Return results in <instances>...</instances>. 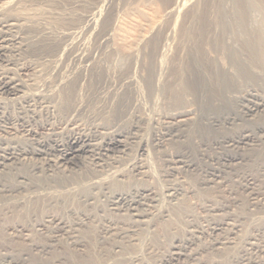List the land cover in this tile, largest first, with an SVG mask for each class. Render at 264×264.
<instances>
[{"label":"rangeland","instance_id":"374dc122","mask_svg":"<svg viewBox=\"0 0 264 264\" xmlns=\"http://www.w3.org/2000/svg\"><path fill=\"white\" fill-rule=\"evenodd\" d=\"M44 1L17 0L14 11L16 13L20 11L18 14L27 16L29 18L28 20L31 19L35 21V23L38 20L36 24H39V27L41 25V28H52V26H55L61 29L60 26L64 25L61 31L65 36L63 35L58 41L59 45L56 43L46 44L47 42H40L39 40L38 42L36 40L33 41L32 39H35L33 35L34 37L36 36L35 30L32 31V29L26 26L29 24L25 22L26 20H23V22L21 21L24 25L22 29L19 30L23 40L21 49L16 52L13 48H9L0 59V66L2 67H0V72H9L10 75L12 74L11 76L20 84L22 90L16 97L0 93V105L3 106L0 107V114L3 113L2 116L0 115V145H3V147H10L12 144L13 147H19L32 143L36 146V141L38 139L39 141L51 142L50 144H52L53 141L62 143L63 146L57 147L56 151H52V153H50L51 155L48 156L52 159L58 156L59 149L63 151V149L67 147L65 146L67 145V136L70 134V136L85 134L90 138L95 137L93 139L96 140L97 138L96 141H99L102 137L109 136V134L111 135L115 132L124 133L127 135L123 134V136H125L124 139L127 140L126 150L123 154L116 155H120L117 166L123 169L125 179L128 177L126 181L133 186L143 185L147 187L152 195L159 199V206L157 207H159L160 210H166L169 214L171 211L174 213V211L177 212L178 210L182 214L180 218L183 221L179 218L176 219V217L174 219L172 213L167 216H160V218L157 217L156 207L151 208V218H149V214L148 222L146 223L134 222L128 217L126 211L123 212L122 210L114 213L115 210H111L110 208L108 210L106 206H103L104 208H102V206L98 208L79 206V209L76 207L81 214L79 212L75 214L72 208L67 207L68 209L66 212L59 213L57 211L58 205L56 206L54 205L55 203H53L54 200L45 197L50 195L46 190H43L42 193L40 191V194H32V192H30L31 190L29 192H15V198L20 199L18 202L7 200V203L3 200L4 198L0 200V264H70L72 263L70 262L71 260L68 261L66 257H69L72 253L75 256V254L83 250L89 251L91 247L94 248L97 254L104 249L111 250L109 254L103 256L104 262L102 261V264H162L170 253L175 251V249L172 248L173 245L180 243L183 237H189L192 234L195 236L194 239L197 247L196 249L195 244L191 246L192 251L195 252V257L191 256V258L187 256L184 259L181 258L173 261L171 264H208L209 261L210 264L211 262L212 264H217L216 262L214 263V261L218 259L225 260L222 264H248L246 260L237 259L236 256L237 253L242 254L238 252V250H246L245 252H247V250L251 251L249 249L250 243L253 242L254 246L257 245L261 249L256 246V249L254 248L255 250L252 251L251 255L255 254L252 258L255 260L258 257L259 261L264 262V210H262L264 208V203L262 204V202H264V146L258 145L257 148H254L255 150H244L245 155L248 157L245 159L248 160L237 167L238 171L231 173H227V171L221 172L219 178L213 181V183H209V185L201 183V178L206 179L207 174L201 171L199 172V170L186 172L183 169H177L174 168L175 166H171L173 165V156L176 155V153H184L188 155V158L195 161L197 160L199 163L201 162L202 168L207 165L213 166L215 164L214 166H216L215 156L225 152L219 145L213 143L216 137L220 138L224 135H233L241 131V129L258 132V126L259 128L264 126L263 112H255L252 115H246L243 110L244 104L247 103L248 105V101L250 98L252 99V94L264 97V77L260 79L262 82L260 80L248 83L238 81L240 84L229 90H225L221 85L220 78H217L218 75L221 76L225 69L229 72L233 71L231 70L232 65H230V58L226 55L225 51L228 47L234 48L240 43L235 31L236 21L232 8L233 0H100L101 2L99 1V3H97L98 0H55L53 3H49L46 0ZM205 1L208 6L207 24L206 27L203 28L201 35L199 34V29L201 28L199 25L202 20L200 21L198 16L203 9ZM54 3H58L56 4L57 6H55ZM46 4H49L50 8L48 6L46 7ZM40 8L41 10H39ZM45 8L46 10H44ZM40 11L43 14L40 13ZM194 11H196V15H194ZM52 12L55 13H53V17L50 16ZM154 14L155 17H153ZM62 17L63 20L61 19ZM147 18H156L159 20H156V25L149 26L146 21ZM261 18L262 15L260 11L253 10L252 13H250L249 26L252 30L260 26ZM40 19L43 21L39 22L41 21ZM63 21L65 24H63ZM66 22H68V24ZM63 27H68V29L66 30L64 28V32ZM28 31L31 33L33 32V35ZM129 43L133 45L129 47V45H131ZM203 47L205 51L204 54L207 56L208 61H210L209 67H207L205 72L204 92L202 95H199V93L189 89L190 92H182L180 98L177 99L173 91L169 89V84L172 83L171 85H173L174 88H179L176 82L178 66L187 63L194 55L199 56L201 53L200 49ZM168 79L171 80L169 81ZM209 92L215 98L220 97L225 103V107L221 108L215 99L209 96ZM65 96L69 97L70 105H68V108L72 109V111L68 108H66L67 110L63 109V106L66 105ZM6 97L8 98L6 99ZM29 98H31V100H29ZM21 102L24 104L23 106L22 104L20 105ZM26 106L27 109L24 108ZM44 106H48V110ZM186 110L191 112L188 116L184 117L188 119L187 122L189 123L180 128L176 137H171L173 132L171 135L169 134L170 129L167 126V122L170 121L171 116L175 117V121L179 120L180 118L177 115ZM208 110L216 113L215 116L219 118H217L219 121L215 123H212L210 120L207 121L203 113ZM13 117L14 119H11ZM21 117L23 120H21ZM1 118L5 120L3 121ZM80 125L81 127L78 128ZM69 128L74 131L71 132ZM41 130L42 132L46 131L45 133L48 134L45 135ZM55 132L57 134H55ZM127 132H129V134H127ZM66 133H69V135ZM92 135L94 136L92 137ZM30 139L32 141H30ZM253 150L254 152H252ZM85 157V160L89 161L87 160L89 157ZM168 157L171 158V160ZM134 159L135 161L139 160L136 161L137 164H142V170L145 172L142 174L143 176L141 174L137 176L134 172H131L130 166L135 163ZM141 159L144 162L141 161ZM199 159L200 161H198ZM35 160V157L28 155L21 159L20 166L19 164H13L12 167L16 166L24 169L34 163L33 161ZM110 160L111 159L108 161ZM122 160L124 161L122 162ZM24 161H26L28 165H25ZM43 167L45 168V166ZM96 169L103 174L109 173L106 167L104 169ZM166 169H168V171ZM180 172L181 174H179ZM129 175H131V177ZM140 175L142 178L139 177ZM236 179L237 181H235ZM249 181H251V183ZM241 182L243 184H241ZM170 183L175 184L177 188L179 187L178 198L180 200L183 199L181 201L179 200V204L170 202V200H167L163 195L164 190ZM226 184L227 186H224ZM212 186L214 188H212ZM216 186L218 188H216ZM251 186L255 187V189ZM23 195H26V197ZM40 197H43V201H41L42 199H40ZM22 198L24 200H22ZM26 198H29L27 199L28 201ZM30 198L32 200L34 199V202ZM257 199H259V201ZM48 201L50 202L48 203ZM31 204L42 205V209H46L48 212L42 216V212L40 213L38 211L39 209H37L39 213L32 210ZM178 205L183 206L179 207ZM210 205H212V207ZM3 206L4 208H2ZM27 206L28 212H26ZM208 206L210 207L207 208ZM213 208L214 210L212 211ZM30 210L33 211V213L30 212ZM95 210H98V212H95ZM49 214L53 215L49 216ZM166 214L164 213V215ZM170 216L171 220H174H172V224L167 227V223L171 221ZM60 220H62L60 226H63L65 230L63 229L56 232L49 230L50 227H56L57 224L59 225ZM185 222L187 223L185 224ZM221 223L223 226L220 225ZM240 224H242V227ZM91 226H94L92 229H95V227L98 229L99 226H107V230L112 227V235L116 227V230L119 229V232L121 230L123 231H121L123 233L121 235L123 236H112L111 232L105 233L106 231H104V229L99 230L97 235L91 236V234L94 233L90 231ZM214 226L221 228L218 233H222L219 235L228 236V238L231 239L230 241L236 245L232 243L224 246L222 244L213 245L212 240L214 242V237L216 238L218 234L216 235L213 231L208 229ZM253 226H256V229ZM236 228H238L237 231ZM164 229L165 231H163ZM194 229H196V231ZM256 232L262 236L257 235ZM201 233L203 234L201 235ZM196 235L198 237H196ZM251 236L253 239L250 238ZM76 237H81L83 242L81 241L80 245H70L67 247V244L72 242ZM248 238H250V240H248ZM255 239L257 240L255 241ZM247 241L250 242L248 243ZM115 243L120 246L113 245ZM41 244L43 245L41 246ZM38 248L39 250H37ZM259 250L261 253H259ZM12 254L15 255L13 256ZM56 254V258L54 257L51 259ZM227 255H229V257ZM261 258L263 259L261 260ZM9 259H12L11 263Z\"/></svg>","mask_w":264,"mask_h":264},{"label":"bare ground","instance_id":"6f19581e","mask_svg":"<svg viewBox=\"0 0 264 264\" xmlns=\"http://www.w3.org/2000/svg\"><path fill=\"white\" fill-rule=\"evenodd\" d=\"M44 1V0H43ZM49 3H53L55 0H46ZM79 1V0H78ZM84 1V0H83ZM100 0H98L97 3H99ZM165 1H169V0H165ZM17 0H0V59L2 56H4L5 52L8 51V49L13 48L14 51L17 52V50H20L22 47V37L20 35L19 30L22 29V27L24 26L22 24L23 20H26L27 24L26 26L29 29H32V31H34L36 34V36L34 37L33 32L31 33L33 35L32 39L33 41L36 40L38 42V40L41 42L45 41L47 42L46 44H51V43H56L58 44L59 40L63 37V35L65 36V34H63V32L61 31V29H58L55 26H52V28H46L43 27L41 28L38 26L39 24H36L38 22L35 23V21H32L31 19L28 20L29 18L27 16L24 15H20L18 13H16L15 10V4H16ZM25 2V1H24ZM45 2V1H44ZM43 2V3H44ZM59 2V1H57ZM69 2V1H68ZM101 2V1H100ZM180 2V1H179ZM42 3V2H41ZM75 3V2H74ZM32 4V3H31ZM34 4V3H33ZM39 4V3H37ZM55 4V3H54ZM58 4V3H56ZM55 4V6H57ZM72 4V3H71ZM29 5V4H28ZM45 5V4H44ZM60 5V4H59ZM79 5V4H77ZM103 5V4H102ZM18 6V5H17ZM33 6V5H32ZM40 6V5H39ZM43 6V5H42ZM49 7V4H46V7ZM176 6V5H175ZM184 6V5H183ZM186 6V5H185ZM30 7V6H29ZM35 7V6H33ZM41 7V6H40ZM53 7V5H52ZM60 7V6H59ZM79 7V6H78ZM98 7V6H97ZM178 7V6H177ZM207 4L206 1L204 3L203 9L200 11L199 13V20L200 25L199 27H201L199 29V34L202 35L203 32V28L206 27L207 24ZM22 8V7H21ZM44 8V7H43ZM42 8V9H43ZM50 8V7H49ZM58 8V7H57ZM63 8V7H62ZM67 8V7H66ZM85 8V7H84ZM94 8V7H93ZM184 8V7H183ZM232 8L234 11V15H235V21H236V36L239 40V45L237 47L231 48L228 47L225 51L226 55L229 56L230 58V65H232V72H229L228 70H224L223 73L217 76V78L221 80V85L225 90H229L232 89L233 87H235L236 85H239L240 83H238V81L240 82H257L258 80H260L261 78H263L264 76V0H233L232 1ZM64 9V8H63ZM176 9V8H175ZM18 10V9H17ZM41 10V8L39 9ZM46 10V8L44 9ZM43 10V11H44ZM173 10V9H172ZM188 10V9H187ZM253 10H257L261 12L262 18H261V23L260 26L257 29L252 30V28L249 26V16L250 13H252ZM50 11V10H49ZM52 11V10H51ZM24 12V11H23ZM38 12V11H37ZM45 12V11H44ZM57 12V11H56ZM60 12V11H59ZM75 12V11H74ZM170 12V11H169ZM168 12V13H169ZM174 12V11H173ZM22 13V12H21ZM40 13H42L40 11ZM39 13V15H40ZM46 13V12H45ZM54 12H52V15L50 13V16L53 17ZM61 13V12H60ZM24 14V13H23ZM26 14V13H25ZM43 14V13H42ZM47 14V15H48ZM57 14V13H56ZM63 14V13H61ZM95 14V13H94ZM98 14V13H97ZM171 14V13H169ZM46 15V16H47ZM58 15V14H57ZM55 15V16H57ZM66 15V14H65ZM73 15V14H72ZM194 15H196V11H194ZM44 16V15H42ZM30 17V16H29ZM60 17V16H59ZM68 17V16H67ZM107 17V16H106ZM109 17V16H108ZM149 17V16H148ZM152 17V15H151ZM155 17V14L154 16ZM45 18V17H44ZM56 18V17H55ZM76 18V17H75ZM157 18V17H156ZM156 18H147V25L149 26H154L156 25V22L159 20H157ZM251 18V17H250ZM42 19V18H41ZM40 19V20H41ZM48 19V18H47ZM54 19V18H53ZM60 19V18H59ZM63 20V17L61 18ZM68 19V18H67ZM81 19V18H80ZM55 20V19H54ZM58 20V17H57ZM61 20V21H62ZM65 20V19H64ZM96 20V19H95ZM105 20V18H104ZM109 20V18H108ZM107 20V21H108ZM157 20V21H156ZM22 21V22H21ZM29 21V22H28ZM43 20L39 21L42 22ZM46 21V20H45ZM48 21V20H47ZM56 21V20H55ZM60 21V20H59ZM66 21V20H65ZM68 21V20H67ZM72 21V20H71ZM251 21V20H250ZM69 22V21H68ZM68 22H66L68 24ZM106 22V21H105ZM52 23V22H51ZM50 23V24H51ZM107 23V22H106ZM105 23V25H106ZM42 24V23H41ZM44 24V23H43ZM57 24V22H56ZM63 24L64 21H63ZM91 24V23H90ZM89 24V25H90ZM93 24V23H92ZM100 24V23H98ZM108 24V23H107ZM159 24V23H157ZM46 25V24H45ZM43 26V25H42ZM67 26V25H66ZM91 26V25H90ZM104 26V24H103ZM31 27V28H30ZM65 27H63L64 30ZM102 28V27H101ZM66 30L68 29L65 28ZM100 31V30H99ZM65 32V30H64ZM24 35V34H23ZM39 36V37H38ZM76 38V36H75ZM71 40V38H70ZM31 41V40H30ZM143 42V41H142ZM24 43V42H23ZM152 43V42H151ZM52 44V45H53ZM55 44V45H56ZM131 44V43H129ZM154 44V43H153ZM203 44V42H202ZM59 45V44H58ZM81 45V44H80ZM125 45V44H124ZM133 44L129 45L132 46ZM152 45V44H151ZM156 45V44H155ZM54 46V45H53ZM128 47V46H127ZM77 48V47H76ZM126 48V47H125ZM151 49V48H150ZM154 49V48H153ZM127 50V49H126ZM132 50V49H130ZM89 51V50H88ZM155 51V50H154ZM26 52V51H25ZM80 52V51H79ZM125 52V51H124ZM128 52V50H127ZM126 52V53H127ZM131 52V51H130ZM200 54L199 56H192L191 60H189L187 63H185L184 65L181 64L180 66H178L177 69V79L176 82L179 85V88H174L173 85L169 84V89L171 91H173L174 96L179 99L181 93L186 91H189V89L193 90V92H197L199 93V95H202V93L204 92V84H205V72L207 67H209V62L207 59V56L204 54V47L200 49ZM91 53V52H90ZM158 53V52H157ZM87 54V53H86ZM128 54V53H127ZM131 54V53H129ZM15 55V54H14ZM18 55V54H17ZM3 60V59H2ZM6 61V60H4ZM3 61V62H4ZM7 62V61H6ZM9 63V62H8ZM15 63V62H14ZM17 63V62H16ZM12 64V63H11ZM6 65V64H5ZM1 67V66H0ZM13 67V66H11ZM2 68V67H1ZM177 68V67H176ZM3 70V69H2ZM10 70V69H9ZM230 70V71H231ZM38 73V72H37ZM62 74V73H61ZM12 75V74H11ZM10 75L9 72H0V93L2 94H7L10 95L11 97L15 96L21 92V86L19 83L16 82V80ZM36 75V74H35ZM38 76V75H37ZM36 76V77H37ZM59 76V75H58ZM175 79V78H172ZM21 80V79H20ZM130 80V79H129ZM169 81L171 79H168ZM167 80V82H168ZM31 81V80H30ZM65 81V80H64ZM75 81V80H74ZM160 81V80H159ZM261 81V80H260ZM259 81V82H260ZM175 82V83H176ZM262 82V81H261ZM48 83V82H45ZM76 83V82H75ZM238 83V84H237ZM31 85V83H30ZM35 85V84H34ZM165 85V84H164ZM163 86V85H162ZM24 87V86H23ZM74 87V86H73ZM129 87V86H127ZM166 87V86H165ZM25 88V87H24ZM63 89V88H62ZM74 89V88H73ZM128 89V88H127ZM223 89V90H224ZM71 90V89H70ZM69 90V91H70ZM75 90V89H74ZM73 90V91H74ZM130 90V89H129ZM72 92V91H70ZM130 93V92H129ZM21 94V93H20ZM19 94V95H20ZM67 94V92H66ZM32 95V94H30ZM29 95V96H30ZM37 95V94H35ZM3 96V95H2ZM62 96V95H61ZM209 96H212V94L209 92ZM1 97V96H0ZM4 97V96H3ZM9 97V96H8ZM6 97V99L8 98ZM35 97V96H34ZM37 97V96H36ZM213 97V96H212ZM252 99L250 98V100L248 101V105L247 103L244 104L245 106L243 107L244 110V114L246 115H252L255 112H263L264 113V97H259L255 94L251 95ZM5 98V97H4ZM41 98V97H40ZM2 99V98H1ZM28 99V98H27ZM37 99V98H36ZM65 106H63V109L68 108V105H70V101H69V97L65 96ZM126 99V98H125ZM212 99V98H211ZM213 99H215V101L222 107H225V103L222 101V99L219 98H215L213 97ZM15 100V99H14ZM18 100V98H17ZM29 100H31V98H29ZM28 100V101H29ZM35 100V99H34ZM6 101V100H5ZM11 101V100H9ZM36 101V100H35ZM39 101V100H38ZM67 101V103H66ZM247 102V101H246ZM24 103V102H23ZM44 103V102H41ZM72 103V102H71ZM18 104V103H17ZM22 104V102L20 103V105ZM31 104V103H30ZM242 104V103H241ZM24 104H22L23 106ZM28 105V104H27ZM41 105H45V104H41ZM40 105V106H41ZM2 105H0L1 107ZM19 106V105H18ZM39 106V107H40ZM49 106V105H48ZM48 106H44L47 107ZM3 107V106H2ZM21 107V106H20ZM43 107V106H42ZM25 109H27V106L24 107ZM72 108V106H71ZM18 109V107H17ZM31 109V108H30ZM45 109V111H46ZM70 109V108H68ZM4 110V109H3ZM20 110V108H19ZM24 110V109H23ZM33 110V109H32ZM48 110V109H47ZM67 110V109H66ZM72 111V109H70ZM77 110V109H76ZM34 111V110H33ZM60 111V110H59ZM75 111V110H74ZM80 111V110H79ZM19 112V111H18ZM21 112V111H20ZM23 112V111H22ZM44 112V111H43ZM243 112V111H241ZM2 113V112H1ZM34 113V112H33ZM37 113V111H36ZM34 113V114H36ZM69 113V111H68ZM81 113V112H80ZM191 112L186 110L183 111L182 113H179L177 116L180 118L179 120L175 121V117L171 116V119L169 122H167V126L170 129V135L171 137H176L177 132L180 130V128H182L183 126H186L187 123V118H184L186 116H188ZM261 113V114H263ZM3 114V113H2ZM2 114H0L2 116ZM29 114V113H28ZM33 114V115H34ZM216 113L212 112V111H207L203 113V116L205 117V119L208 121L210 120L212 123L217 122L219 120H217V116H215ZM22 115V114H21ZM53 115V114H52ZM25 116V115H24ZM27 116V115H26ZM55 116V115H54ZM176 116V117H177ZM230 116V115H229ZM236 116V115H235ZM8 117V116H7ZM18 117V116H16ZM20 117V114H19ZM23 117V115H22ZM21 117V118H22ZM184 119H183V118ZM226 117V115H225ZM234 117V116H233ZM264 117V116H263ZM10 118V117H9ZM20 118V119H21ZM24 118V117H23ZM23 118L21 120H23ZM33 118V117H31ZM229 118V117H228ZM227 118V119H228ZM262 118V117H260ZM3 120V118H1ZM11 119H14L11 118ZM25 119V118H24ZM28 119V118H26ZM219 119V118H218ZM243 119V118H242ZM263 119V118H262ZM5 120V119H4ZM3 120V121H4ZM30 120V119H29ZM27 120V121H29ZM32 120V119H31ZM194 120V119H193ZM224 120V119H223ZM17 121V119H16ZM70 121V120H69ZM228 121V120H227ZM15 122V121H14ZM24 122V121H23ZM226 122V121H225ZM224 122V123H225ZM262 122V120H261ZM6 123V122H5ZM9 123V121H8ZM16 123V122H15ZM30 123V122H29ZM223 123V122H222ZM234 123V122H233ZM256 123V122H255ZM52 124V123H51ZM70 124V123H68ZM192 124V123H191ZM263 124V123H262ZM17 125V124H16ZM19 125V124H18ZM17 125V126H18ZM33 125V124H32ZM44 125V124H42ZM46 125V123H45ZM50 125V124H49ZM55 125V124H54ZM72 125V124H71ZM209 125V124H208ZM211 125V124H210ZM223 125V124H222ZM258 125V122H257ZM20 126V125H19ZM23 126V125H22ZM26 126V124H25ZM36 126V125H34ZM57 126V125H56ZM215 126V125H214ZM255 126V125H254ZM9 127V126H8ZM24 127V126H23ZM42 127V126H41ZM46 127V126H45ZM48 127V126H47ZM52 127V126H51ZM54 127V126H53ZM68 127V126H67ZM72 127V126H70ZM81 125L78 127L80 128ZM189 127V126H188ZM1 128V126H0ZM3 128V127H2ZM6 128V127H5ZM10 128V127H9ZM27 128V127H26ZM30 128V127H28ZM37 128V127H36ZM34 128V129H36ZM231 128V127H230ZM15 129V128H13ZM18 129V128H17ZM16 129V130H17ZM21 129V127H20ZM23 129V128H22ZM31 129V128H30ZM33 129V128H32ZM52 129V128H51ZM55 129V127H54ZM57 129V128H56ZM65 129V128H64ZM70 129V128H69ZM74 129V127H73ZM84 129V128H83ZM186 129V128H185ZM184 129V130H185ZM3 130V129H2ZM8 130V129H5ZM27 130V129H26ZM39 130V129H38ZM66 130V129H65ZM71 132L74 131L72 129H70ZM78 130V129H77ZM89 130V129H88ZM87 130V132H88ZM189 130V129H188ZM240 130V129H239ZM258 132H251L249 130H242L229 136H221L220 138H215L213 143L216 145H219L222 149L225 150V152L219 153L218 155L215 156L216 158V166H210V165H205L206 167L202 168L201 167V162H197V160H193L188 158V155L184 154V153H176V155L173 156V165H171L172 167L175 166L174 168H179V169H183L186 172H191V171H197L199 170V172H203L205 174H207L206 179L201 178V183L205 184V185H209V183H213V181H215L217 178H219L221 172H226L227 173H231V172H237V167L243 163L244 161L248 160L245 158H248L245 153L244 150H252L255 147L257 148L258 145H262L264 146V126L260 127L258 126ZM256 130V131H257ZM18 131V130H17ZM20 131V130H19ZM53 131V130H52ZM64 131V130H63ZM62 131V132H63ZM81 131V130H80ZM161 131V130H160ZM175 131V132H174ZM25 132V131H24ZM29 132V131H28ZM42 132V130H41ZM40 132V133H41ZM46 132V131H45ZM42 132V133H45ZM49 132V130H48ZM61 132V131H60ZM59 132V133H60ZM66 132V131H65ZM69 132V130H68ZM76 132V131H75ZM100 132V131H99ZM167 132V131H166ZM165 132V133H166ZM38 133V132H36ZM41 133V134H42ZM58 133V134H59ZM77 133V132H76ZM81 133V132H79ZM164 133V134H165ZM24 134V133H23ZM30 134V133H29ZM32 134V133H31ZM39 134V133H38ZM40 134V135H41ZM48 134V133H47ZM45 133V135H47ZM55 134H57L55 132ZM69 135V133H66ZM78 134V133H77ZM107 134V133H106ZM105 134V135H106ZM124 134V133H123ZM123 134L121 133H114V134H109V136H104L102 137V139H99V141H96L95 137H93L94 135H92L93 138H90L88 135L85 134H80V135H75V136H67L68 139L66 141L65 146H67L65 149H63V151H60V149L58 150L59 154L57 157H53L52 159L49 158L48 156L51 155L50 153H52V151H56L57 147L59 146H63L62 143H58L57 141H53L52 144H50L51 142H46V141H39V139L36 141V146H34L31 142V144H26V145H22L19 147H13L12 144L10 147H3V145H0L2 147H0V200H5L7 202V200H13V202H18L20 199H16L14 196V193L16 192H22V191H30L33 193H37L40 194V191L42 193L43 190H46L48 192V194H50L49 196H45L47 197V199H52L54 200L53 203H55L54 205H58L57 207V211L60 212H66L68 208H72L73 212H79L76 207L78 208L79 206H91L92 208H98L101 207L104 208L105 206L111 209V210H115L114 213H116V211H126L128 214V217L130 219H132V221L137 222V223H146L148 222V217L150 214L151 218V208H155L157 210V217L160 218V216H167L170 215L172 213V215H174V219L176 217V219H181V212H179L177 210L174 211V213L171 211L170 214L167 213L166 210H160L159 207V199L155 198V196L152 195V193L150 192V190L147 187H144L143 185L139 186H133L131 184H129L126 179L125 176L123 174V169H121L119 166H117V162H118V158L120 157L117 156L116 154H123L124 151L126 150V146H127V140L124 139L125 136H123ZM127 134H129V132H127ZM226 134V133H225ZM51 135V134H50ZM60 135V134H59ZM64 135V133H63ZM90 135V134H89ZM126 135V134H124ZM169 135V137H170ZM28 136V135H27ZM35 136V135H34ZM44 136V135H43ZM54 136V134H53ZM91 136V135H90ZM127 136V135H126ZM130 136V135H129ZM26 137V136H25ZM56 137V136H55ZM132 137V136H131ZM134 137V136H133ZM164 137V136H163ZM183 137V136H182ZM34 138V137H33ZM38 138V136H37ZM50 138V137H49ZM48 138V139H49ZM64 138V137H63ZM100 138V137H99ZM128 138V137H126ZM157 138V137H156ZM160 138V137H159ZM189 138V137H188ZM2 139V138H1ZM24 139V138H23ZM29 139V138H27ZM41 139V138H40ZM45 139V138H44ZM55 139V138H54ZM133 139V138H132ZM137 139V138H136ZM164 139V138H163ZM162 139V140H163ZM182 139V138H181ZM186 139V138H185ZM21 140V139H20ZM35 140V139H34ZM33 140V142H34ZM51 140V139H50ZM65 140V139H64ZM141 140V139H140ZM161 140V139H160ZM172 140V139H171ZM175 140V139H174ZM2 141V140H1ZM9 141V140H8ZM22 141V140H21ZM28 141V140H26ZM30 141H32L30 139ZM59 141V140H58ZM61 141V140H60ZM154 141V140H153ZM188 141V140H187ZM6 142V141H4ZM13 142V141H12ZM24 142V141H23ZM22 142V143H23ZM158 142V141H156ZM212 142V141H211ZM21 143V142H20ZM26 143V142H25ZM160 143V142H159ZM177 143V141H176ZM181 143V142H179ZM212 143V144H213ZM2 144V143H1ZM6 144V143H5ZM8 144V143H7ZM10 144V143H9ZM173 144V143H172ZM175 144V143H174ZM14 145V144H13ZM154 145V144H152ZM156 145V144H155ZM159 146V145H158ZM145 147V146H144ZM212 147V146H211ZM214 147V146H213ZM218 147V146H217ZM142 148V147H140ZM220 148V150H221ZM161 149V148H160ZM215 149V148H214ZM213 149V150H214ZM219 149V148H218ZM263 149V148H260ZM146 150V149H143ZM154 150V149H153ZM255 150V149H254ZM254 150L252 152H254ZM221 152V151H220ZM251 152V153H252ZM258 152V149H257ZM140 153V152H139ZM144 153V152H143ZM166 153V152H165ZM54 154V153H53ZM126 154V153H125ZM147 154V153H146ZM255 154V153H253ZM31 155L32 157H35V161H33L34 163H29L31 165H29L28 167L21 169L18 167H12L13 164H19V166L21 165V159L25 158L26 156ZM85 156H88L89 161L85 160ZM123 156V155H122ZM128 156V155H127ZM126 156V157H127ZM144 156V155H143ZM142 156V157H143ZM170 156V155H169ZM87 157V158H88ZM28 158V157H27ZM30 158V157H29ZM124 158V156H123ZM169 158V157H168ZM212 158V157H211ZM109 159H111L110 161H108ZM143 159V158H142ZM141 159V161H143ZM171 160V158H169ZM26 160V159H25ZM133 160V159H132ZM161 160V158H160ZM164 160V159H163ZM251 160V159H250ZM124 160H122L123 162ZM135 161V159H134ZM139 161V160H136ZM135 161L134 164H131L130 169L131 172H134V174H136L138 176V174H143L145 173L142 169L143 166L142 164H137ZM200 161V159L198 160ZM25 162V165L27 162ZM38 162V163H37ZM144 162V161H143ZM142 162V163H143ZM165 162V161H164ZM250 162V161H249ZM23 163V162H22ZM213 163V162H212ZM119 164V163H118ZM150 164V163H149ZM207 164V163H206ZM23 165V166H25ZM204 165V164H203ZM45 166V168L43 167ZM127 166V165H126ZM147 166V165H146ZM106 167L107 172L109 173H102L99 170L97 171L96 168H102L104 169ZM149 167V166H148ZM168 167V166H167ZM125 168V167H124ZM127 170H130L128 168H126ZM240 169V168H239ZM242 169V166H241ZM168 171V169H166ZM178 171V170H177ZM126 172V171H125ZM130 172V171H129ZM128 172V174H129ZM176 172V171H175ZM166 173V172H165ZM170 173V172H169ZM172 173V172H171ZM241 173V172H240ZM168 174V173H167ZM181 174V172L179 173ZM193 174V173H191ZM225 174V173H223ZM235 174V173H233ZM245 174V173H243ZM249 174V173H248ZM141 175L139 177H141ZM154 175V174H153ZM161 175V174H160ZM171 175V174H170ZM178 175V173H177ZM185 175V174H184ZM231 175V174H230ZM236 175V174H235ZM250 175V174H249ZM127 176V175H126ZM131 177V175H129ZM143 176V175H142ZM166 176V175H165ZM2 177V178H1ZM109 177V178H108ZM155 177V176H154ZM174 177V176H173ZM239 177V176H238ZM242 177V176H241ZM248 177V176H247ZM135 178V175H134ZM142 178V177H141ZM147 178V177H146ZM149 178V177H148ZM162 178V177H161ZM175 178V177H174ZM224 178V176H223ZM243 178V177H242ZM246 178V177H245ZM251 178V177H250ZM112 181H111V180ZM132 179V178H131ZM140 179V178H138ZM137 179V180H138ZM168 179V178H167ZM170 179V178H169ZM214 179V180H213ZM221 179V178H220ZM233 179V178H232ZM241 179V178H239ZM110 180V181H109ZM142 180V179H141ZM159 180V179H158ZM173 180V179H171ZM224 180V179H223ZM222 180V181H223ZM132 181V180H131ZM136 181V179H135ZM155 181V180H154ZM153 181V182H154ZM168 181V180H166ZM175 181V180H174ZM218 181V180H217ZM221 181V180H220ZM219 181V182H220ZM230 181V180H229ZM237 181V179L235 180ZM247 181V180H244ZM133 182V181H132ZM172 182V181H171ZM228 182V181H227ZM231 182V181H230ZM251 183V181H249ZM134 183V182H133ZM145 183V182H144ZM143 183V184H144ZM229 183V182H228ZM167 184V183H166ZM169 184V183H168ZM222 184V183H221ZM220 184V185H221ZM241 184H243L241 182ZM240 184V185H241ZM165 185V184H164ZM200 185V184H199ZM218 185V184H217ZM219 185V186H220ZM148 186V185H147ZM201 186V185H200ZM204 186V185H203ZM224 186H227L224 185ZM152 187V186H151ZM165 187V186H164ZM206 187V186H205ZM209 187V186H207ZM244 187V186H243ZM252 187V186H251ZM179 188V187H178ZM176 187L175 184L170 183V185L164 190V194H163L167 200L169 199L170 202H175L178 203L179 202V192L178 189ZM183 188V187H182ZM198 188V187H197ZM212 188H214L212 186ZM216 188H218L216 186ZM226 188V187H225ZM255 189V187H252ZM193 189V188H192ZM195 189V188H194ZM211 189V188H210ZM227 189V188H226ZM231 189V188H230ZM245 189V188H243ZM152 190V189H151ZM162 190V189H161ZM207 190V189H206ZM249 191V189H248ZM155 192V191H154ZM161 192V191H160ZM199 192V191H198ZM156 193V192H155ZM185 193V191H184ZM183 193V194H184ZM194 193V192H193ZM26 194V193H25ZM34 194V195H35ZM44 194V193H43ZM47 194V195H48ZM252 194V193H251ZM256 194V193H255ZM33 195V196H34ZM46 195V194H45ZM155 195V194H154ZM254 195V194H253ZM26 197V195H23ZM249 196V195H248ZM247 196V197H248ZM256 196V195H254ZM29 197V196H28ZM35 198H37L36 196H34ZM21 198V197H20ZM43 198V197H42ZM40 197V199H42ZM161 198V197H160ZM165 198V199H166ZM192 198V197H191ZM258 198V197H257ZM29 198H26V200ZM31 199V198H30ZM45 199V198H44ZM22 200H24L22 198ZM21 200V201H22ZM25 200V203H26ZM32 200V199H31ZM38 200V199H37ZM183 200V199H181ZM180 200V201H181ZM253 200V199H252ZM259 201V199H257ZM28 201V200H27ZM34 202V199L32 200ZM40 201V200H39ZM43 201V199L41 200ZM255 201V200H254ZM253 201V202H254ZM261 201V200H260ZM50 201H48L49 203ZM165 202V201H163ZM169 202V201H167ZM257 202V201H256ZM8 203V202H7ZM10 203V202H9ZM45 203V202H44ZM182 203V202H180ZM208 203V202H207ZM264 202H262L263 204ZM43 204V203H40ZM46 204V203H45ZM51 204V203H50ZM80 204V205H78ZM179 204V203H178ZM257 204V203H256ZM261 204V203H260ZM259 204V205H260ZM1 205V204H0ZM21 205V204H20ZM24 205V204H23ZM47 205V204H46ZM45 205V206H46ZM163 205V204H161ZM202 205V204H201ZM207 205V204H206ZM218 205V204H216ZM222 205V204H221ZM254 205V204H253ZM8 206V205H7ZM32 206V210L36 211V212H42V216L44 214H46V209L43 210L42 209V205H38V204H31ZM71 206V207H70ZM104 206V207H103ZM174 206V205H173ZM183 206V205H178ZM212 207V205H210ZM210 206H208L207 208H209ZM214 206V205H213ZM220 206V205H219ZM258 206V205H256ZM23 207V206H22ZM44 207V205H43ZM48 207V206H47ZM68 207V208H67ZM254 207V206H253ZM262 207V206H261ZM4 208V206L2 207ZM25 208V207H23ZM89 208V207H88ZM221 208V207H220ZM252 208V207H251ZM14 209V208H13ZM27 209V210H26ZM24 209L26 210V212H28V206L27 208ZM37 209H39L37 211ZM48 209V208H47ZM79 209V208H78ZM159 209V210H158ZM205 209V208H204ZM223 209V208H222ZM254 209V208H253ZM261 209V208H260ZM21 210V209H20ZM41 210V211H40ZM106 210V209H105ZM214 210V208L212 209V211ZM255 210V209H254ZM259 210V209H258ZM264 210V208L262 209ZM6 211V210H5ZM33 211L30 210V212L33 213ZM98 212V210H95V212ZM155 211V210H154ZM181 211V210H180ZM186 211V210H184ZM188 211V210H187ZM22 212V210H21ZM20 212V213H21ZM25 212V211H24ZM23 212V214H24ZM29 212V213H30ZM38 212V213H39ZM87 212V211H86ZM92 212V211H91ZM103 212V211H102ZM105 212V211H104ZM110 212V211H108ZM156 212V211H155ZM153 212V213H155ZM169 212V210H168ZM85 213V212H84ZM164 213L166 215H164ZM183 213V211H182ZM215 213V212H214ZM213 213V214H214ZM223 213V212H222ZM22 214V215H23ZM27 214V213H26ZM81 214V213H80ZM83 214V213H82ZM89 214V213H88ZM95 214V213H94ZM110 214V213H109ZM120 214V213H119ZM186 214V213H185ZM184 214V215H185ZM216 214V213H215ZM28 215V214H27ZM26 215V216H27ZM53 215V214H49ZM60 215V214H59ZM64 215V213H63ZM84 215V214H83ZM121 215V214H120ZM229 215V214H228ZM25 216V215H24ZM86 216V214H85ZM90 216V214H89ZM97 216V215H96ZM155 216V215H154ZM211 216V215H210ZM264 216V215H263ZM6 217V216H4ZM56 217V216H54ZM68 217V216H67ZM74 217V216H73ZM101 217V216H100ZM107 217V215H106ZM156 217V218H157ZM184 217V216H182ZM222 217V216H221ZM242 217V216H241ZM53 218V217H52ZM82 218V217H81ZM85 218V217H83ZM128 218V219H129ZM153 218V216H152ZM164 218V217H163ZM162 218V219H163ZM173 218V217H172ZM185 218V217H184ZM225 218V217H224ZM261 218V217H260ZM264 218V217H263ZM34 219V218H33ZM103 219V218H102ZM129 219V220H130ZM169 219V218H168ZM172 219V220H174ZM223 219V218H221ZM231 219V217H230ZM235 219V217H234ZM238 219V218H237ZM41 220V219H40ZM86 220V219H84ZM124 220V219H123ZM170 220H171V216H170ZM172 220L169 221V223H167V227L168 225L172 224ZM182 220V219H181ZM226 220V219H225ZM52 221V220H51ZM73 221V220H72ZM79 221V220H78ZM104 221V220H103ZM117 221V220H116ZM183 221V220H182ZM234 221V220H233ZM236 221V220H235ZM239 221V220H238ZM262 221V220H261ZM29 222V221H28ZM77 222V221H76ZM75 222V223H76ZM81 222V221H80ZM157 222V221H156ZM264 222V221H263ZM8 223V222H7ZM13 223V222H12ZM23 223V222H22ZM62 223V220H60L59 225L57 224L56 227L52 226L49 228V230L56 232L59 230H63V226H60ZM74 223V224H75ZM112 223V222H111ZM124 223V222H122ZM133 223V222H132ZM164 223V222H163ZM176 223V222H175ZM187 222H185L186 224ZM209 223V222H208ZM215 223V222H214ZM218 223V222H217ZM224 223V222H223ZM239 223V222H237ZM236 223V225H237ZM246 223V222H245ZM30 224V222H29ZM32 224V223H31ZM66 224V223H65ZM64 224V225H65ZM110 224V222H109ZM107 224V225H109ZM184 224V225H185ZM195 224V223H194ZM225 224V223H224ZM228 224V223H227ZM233 224V223H231ZM80 225V224H78ZM156 225V224H155ZM217 225V224H216ZM222 225V223L220 224ZM235 225V224H233ZM8 226V225H7ZM86 226V225H85ZM110 226V225H109ZM113 226V224H112ZM213 226V225H212ZM223 226V225H222ZM240 226L242 227V224H240ZM247 226V225H246ZM252 226V225H251ZM15 227V226H14ZM142 227V226H141ZM158 227V226H157ZM171 227V226H170ZM230 227V226H229ZM233 227V226H232ZM254 227V226H253ZM252 227V229H253ZM256 227V226H255ZM254 227V228H255ZM263 227V226H262ZM62 228V229H61ZM90 228V227H89ZM94 226L90 228L91 232L94 233H90L91 236H95L97 235V233L99 232V230L104 229V231H106L105 233H109L111 232L113 229L109 228V230H107V226L102 227L99 226L98 229L97 227ZM100 228V229H99ZM209 228V227H208ZM228 228V227H227ZM259 228V227H257ZM115 232L112 236H123L121 234H123L121 231L119 232V229L116 230V227L114 228ZM167 229V228H166ZM186 229V228H185ZM197 229V228H196ZM196 229H194L196 231ZM199 229V228H198ZM221 228L214 226L211 227L208 230L213 231L217 236L216 238L214 237V242L212 240L213 245H218V244H222L223 246L226 244H231L232 241H230L231 239L228 238V236H221L219 235L222 232L218 231ZM226 229V228H225ZM238 228H236L237 231ZM250 229V228H249ZM256 229V228H255ZM263 229V228H262ZM65 230V229H64ZM192 230V229H191ZM193 230V231H194ZM235 230V229H234ZM67 231V230H66ZM69 231V230H68ZM87 231V232H90ZM165 231V229L163 230ZM199 231V230H198ZM216 231V232H215ZM223 231V230H222ZM225 231V230H224ZM227 231V230H226ZM241 231V229H240ZM42 232V231H41ZM103 232V231H102ZM101 232V233H102ZM183 232V231H182ZM205 232V231H204ZM231 232V231H230ZM239 232V231H238ZM258 232V231H257ZM256 232V234H257ZM261 232V231H260ZM263 232V231H262ZM68 233V232H67ZM126 233V232H125ZM169 233V232H168ZM228 233V232H227ZM233 233V231H232ZM157 234V233H156ZM200 234V233H199ZM203 233H201L202 235ZM234 234V233H233ZM255 234V232H254ZM253 234V235H254ZM263 234V233H262ZM37 235V234H36ZM89 235V234H88ZM104 235V232H103ZM125 235V234H124ZM198 235V234H197ZM196 235V237H198ZM210 235V233H209ZM213 235V234H212ZM252 235V234H251ZM259 235V234H257ZM261 235V234H260ZM259 235V236H260ZM79 236V235H78ZM140 236V235H139ZM151 236V235H150ZM262 236V235H261ZM231 237V236H229ZM242 237V236H241ZM255 237V235H254ZM264 237V235H263ZM262 237V238H263ZM72 238V237H71ZM85 238V237H84ZM101 238V237H100ZM195 236L194 234H192L189 237H183L182 240H180V243H177L175 245H173L172 248L175 249V251H172L170 253V255L168 256L167 259H165L162 264H171V262L179 260L181 258H185L187 256L191 257L195 255V252L192 251L191 246L195 244ZM252 238V236L250 237ZM250 238H248V240H250ZM261 238V239H262ZM149 239V238H148ZM180 239V238H179ZM212 239V238H211ZM253 239V238H252ZM260 239V240H261ZM172 240V239H171ZM197 240V239H196ZM257 239H255L256 241ZM37 241V240H36ZM83 242L81 237H76L74 240H72V242L67 244V247L70 245H80V242ZM150 241V240H149ZM202 241V240H201ZM243 241V239H242ZM245 241V240H244ZM252 241V240H251ZM262 241V240H261ZM260 241V242H261ZM42 242V241H41ZM248 243L250 241H247ZM43 243V242H42ZM100 243V242H98ZM157 243V242H156ZM199 243V242H198ZM211 243V242H210ZM236 243V242H235ZM246 243V242H245ZM254 243V242H253ZM253 243H250V250H247V252L241 250L238 252H241L242 254H238L236 258L237 259H242L243 261L246 260L248 264H264V262L259 261L258 257L254 260L252 258L253 255L252 251L256 249V246H254ZM256 243V242H255ZM44 244V243H43ZM41 244V246L43 245ZM82 244V243H81ZM127 244V243H126ZM145 244V243H144ZM152 244V243H151ZM233 244V243H232ZM259 244V243H258ZM262 244V243H261ZM45 245V244H44ZM113 245H117L120 246L119 244L115 243ZM236 245V244H233ZM239 246V245H238ZM32 247V246H31ZM46 247V245H45ZM122 247V246H121ZM241 247V246H240ZM263 247V246H262ZM50 248V247H49ZM48 248V249H49ZM125 248V247H124ZM154 248V247H153ZM195 248L196 244H195ZM219 248V247H218ZM225 248V247H224ZM255 248V249H254ZM257 248H259V246H257ZM44 249V248H42ZM61 249V248H60ZM116 249V248H115ZM120 249V248H119ZM122 249V248H121ZM145 249V248H144ZM240 249V248H239ZM261 249V248H259ZM39 250V248L37 249ZM126 250V249H125ZM152 250V249H150ZM110 249H104L101 252H99L98 254L95 252L94 248L91 247V249L89 251H81L78 254H74L72 253L71 255H69V257H66L68 261L72 262L70 264H102V261L104 260L105 255L110 253ZM122 251V250H121ZM127 251V250H126ZM114 252V251H113ZM119 252V251H118ZM169 252V251H168ZM224 252V251H223ZM68 253V252H67ZM208 253V252H207ZM216 253V252H215ZM228 253V252H227ZM259 253L260 250H259ZM134 254V253H133ZM197 254V253H196ZM229 254V253H228ZM257 254V253H256ZM13 255V254H12ZM15 255V254H14ZM13 255V256H14ZM61 255V254H59ZM68 255V254H67ZM77 255V256H76ZM138 255V254H137ZM218 255V254H217ZM225 255V254H224ZM57 254L54 255L51 259H53L54 257L56 258ZM229 257V255H227ZM264 256V255H263ZM19 257V256H18ZM64 257V256H63ZM126 257V256H125ZM195 257V256H194ZM224 257V256H223ZM226 257V256H225ZM255 257V256H254ZM261 257V256H260ZM13 258V257H12ZM46 258V257H45ZM59 258V256H58ZM70 258V259H69ZM118 258V257H117ZM122 258V257H121ZM192 258V257H191ZM197 258V257H196ZM17 259V258H16ZM50 259V260H51ZM120 259V258H119ZM128 259V258H127ZM187 259V258H186ZM210 259V258H208ZM263 258H261L262 260ZM10 260V259H9ZM12 260V259H11ZM10 260V263L12 262ZM133 260V259H131ZM199 260V259H198ZM264 260V259H263ZM45 261V260H44ZM47 261V260H46ZM225 260H216L214 261V263L216 262L218 263H223ZM245 261V262H246ZM52 262V261H51ZM104 262V261H103ZM182 262V261H181ZM34 263V262H33ZM140 263V262H139ZM240 263V262H239ZM41 264V263H40ZM104 264V263H103ZM161 264V263H160ZM208 264H210V261L208 262ZM212 264V262H211Z\"/></svg>","mask_w":264,"mask_h":264}]
</instances>
